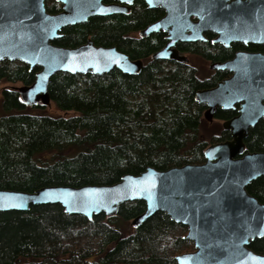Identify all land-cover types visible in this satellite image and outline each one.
<instances>
[{"label": "trees", "instance_id": "obj_1", "mask_svg": "<svg viewBox=\"0 0 264 264\" xmlns=\"http://www.w3.org/2000/svg\"><path fill=\"white\" fill-rule=\"evenodd\" d=\"M45 7L50 14L60 10L53 0ZM160 17L159 9L134 0L128 15L92 17L66 27L59 46L73 48L90 39L141 60L143 68L137 75L116 68L101 76L57 73L48 85V106H25L12 88L32 84L37 67L29 71L18 61L0 62V85L10 84L0 87V189L113 185L147 167L201 164L209 144L230 139L221 124L234 113L217 110L210 124L203 117L205 106L194 100L196 91L214 87L227 72L206 77L189 61L152 60L164 36L142 38L139 32ZM238 46L224 49L208 40L186 44L183 51L208 65L231 58ZM244 146L245 152L264 151V119L249 129ZM247 192L264 204V177L251 182ZM144 209L142 201L126 202L117 215L91 220L68 215L57 204L0 212V264H176L177 255L194 250L184 239L186 227L163 212L133 227L131 221ZM249 248L264 255V237Z\"/></svg>", "mask_w": 264, "mask_h": 264}, {"label": "water", "instance_id": "obj_2", "mask_svg": "<svg viewBox=\"0 0 264 264\" xmlns=\"http://www.w3.org/2000/svg\"><path fill=\"white\" fill-rule=\"evenodd\" d=\"M55 1L62 10L52 15L45 0H0V62L18 61L29 71L39 69L32 84L12 87L22 104L48 106V85L57 73L101 76L113 68L127 75L140 73L142 61L116 47L96 46L90 39L73 48L52 43L64 28L92 17L128 15L133 0H109L122 5L104 4L105 0ZM143 1L165 11L163 18L140 31L141 37L167 34V44L152 54V60L187 63L174 45L205 41L206 31L217 35L213 44L224 47L264 45V0ZM209 69L226 71L230 77L196 91L194 100L206 108L204 119L211 122L217 110H234L236 104L239 109L221 124L230 139L209 144L203 163L166 170L147 167L138 175H123L113 185H54L33 192L0 189V212L57 204L68 215L91 220L99 214L113 217L122 204L142 201L145 209L131 221L133 227L157 212L186 227L184 239L194 250L177 255L176 264H264V255L249 248L254 239L264 237V204L247 192L251 182L264 177V151L245 152L244 146L249 129L264 119V55L240 51Z\"/></svg>", "mask_w": 264, "mask_h": 264}, {"label": "flooded vegetation", "instance_id": "obj_3", "mask_svg": "<svg viewBox=\"0 0 264 264\" xmlns=\"http://www.w3.org/2000/svg\"><path fill=\"white\" fill-rule=\"evenodd\" d=\"M46 1L47 0H45V3H46ZM55 3H57L58 5H59V8H60V10H59V12H57V13H55V14H58V13H60L61 12V10H62V4L61 3H59V2H57V1H55V0H53ZM144 2V1H143ZM111 3H114V4H120V2H118V1H115V2H113V1H109V0H105L104 1V4H111ZM133 3H134V0H133ZM133 3H132V5H133ZM144 4L146 5V7L147 8H149L148 6H147V4L144 2ZM120 5H122V4H120ZM132 5H130V11H131V7H132ZM46 8V7H45ZM149 9H159L160 11H161V17L159 18V19H157L156 21H158V20H160L161 18H163L164 16H165V11L162 9V8H149ZM130 11H129V13H130ZM50 14V13H49ZM55 14H52V15H55ZM115 15H117V14H115ZM121 15V14H120ZM112 16V15H111ZM107 17H109V16H107ZM191 20L193 21V22H195V21H197V19L195 18V17H192L191 18ZM155 21V22H156ZM155 22H153V23H155ZM153 23H151V24H153ZM150 24V25H151ZM73 26V25H72ZM149 26V25H148ZM146 28V27H145ZM65 29V28H64ZM63 29V30H64ZM63 30L61 31V33L63 34ZM157 33H161V34H163V36H164V45H163V47L162 48H164L165 47V45L167 44V40H166V37H167V34L166 33H164L163 31H159V32H157ZM139 35H140V32H139ZM203 38L205 39V41H196V42H177L175 45H174V49L181 55V56H184V57H186L187 58V60L189 61V63H191L194 67H198L197 65H195V64H193V60H200V61H202L198 56H195V55H189L186 51H183V49L186 47V44H196V43H207L208 42V40L210 41V44L211 45H213V43H212V40L213 39H215L216 37H217V35L216 34H214V33H212V32H209V31H206V32H203ZM62 37V36H61ZM141 37V36H140ZM148 37V36H147ZM142 38H145V37H142ZM57 40H59V38L58 39H55L52 43L54 44V45H57V46H59L58 44H56V41ZM84 44V43H83ZM217 44V43H216ZM217 45H220V44H217ZM236 45H239L238 47H235L234 48V52H233V55H232V57L231 58H228V59H226V60H223V61H218V62H224V61H227V60H230V59H232L233 58V56L237 53V52H240V51H246V52H251V53H260V54H263L264 55V45H251V44H249V45H247V46H244L243 44H241V43H230V45L228 46V47H224L223 45H220V46H222V48H224V49H230V48H233L234 46H236ZM96 46H98V45H96ZM62 47V46H61ZM104 47V46H103ZM110 47V46H109ZM113 47H115V46H113ZM255 47H257V49H254ZM161 48V49H162ZM248 48V50H246ZM117 49V48H116ZM160 49V50H161ZM249 49H252V50H249ZM118 50V49H117ZM181 52H180V51ZM203 62V61H202ZM188 63V62H187ZM204 63V62H203ZM213 63H215V62H213ZM210 64H212V63H210ZM210 64H208V68H209V65ZM208 72L209 73H207V75H206V77L207 76H210L212 73H215V72H219L218 70H208ZM222 72H224V71H222ZM226 72V71H225ZM227 74H228V76H227V78H229L230 77V73H228L227 72ZM226 79V78H225ZM239 109V104H236L235 105V108H234V110H226V111H231L232 113H234V116H236L237 115V110ZM212 121H213V119H212Z\"/></svg>", "mask_w": 264, "mask_h": 264}, {"label": "rangeland", "instance_id": "obj_4", "mask_svg": "<svg viewBox=\"0 0 264 264\" xmlns=\"http://www.w3.org/2000/svg\"><path fill=\"white\" fill-rule=\"evenodd\" d=\"M193 62V64H195V65H197L201 70H203L204 72V74L205 75H207V73H209L208 72V70H209V68H208V65H206L205 63H203L202 61H198V60H193L192 61ZM10 84H6V83H3V84H1L0 85V87H3V86H9ZM12 86H21V85H19V84H12ZM1 89V88H0ZM1 115H3V112H2V106H1V94H0V116ZM212 122V121H211ZM211 122H209L210 124H211Z\"/></svg>", "mask_w": 264, "mask_h": 264}]
</instances>
